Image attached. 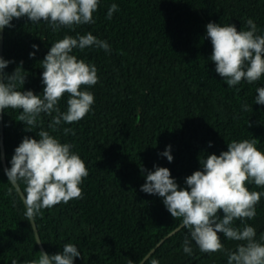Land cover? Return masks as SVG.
Instances as JSON below:
<instances>
[{
	"label": "trees",
	"instance_id": "trees-1",
	"mask_svg": "<svg viewBox=\"0 0 264 264\" xmlns=\"http://www.w3.org/2000/svg\"><path fill=\"white\" fill-rule=\"evenodd\" d=\"M113 2L118 11L106 19ZM93 16L92 24L57 32L27 17L13 18L12 27L2 29V56L12 61L4 71L10 74L20 66L25 78L19 88L34 94L43 89L40 60L65 33L90 31L111 46L110 54L100 48L74 50L97 67L89 113L55 131L47 129L55 113L41 114L40 127L70 142L88 170L79 185L81 198L41 209L33 220L42 247L54 254L63 243L76 244L81 256L74 264H128L129 259L141 264L148 254L159 264H226L220 251L202 253L195 244L191 255L182 251L187 229L160 197L140 190V169L167 167L178 185L185 186L184 178L200 167L199 158L226 150L230 140L256 138L257 147L264 150V105L253 99L255 88L264 85V75L227 87L208 60L212 46L204 27L212 21L231 23L239 30L252 18L264 30V0H100ZM30 51L35 55L29 57ZM243 103L249 105L246 111ZM58 106L64 110L63 96ZM18 113L19 109L2 111L7 167L22 137L35 138L39 130L25 131ZM64 127L72 131L65 134ZM166 145H171V162L158 155ZM18 185L23 194V183ZM249 188L261 190L254 184ZM24 212L22 196L7 181L0 159V264L39 256L41 248ZM218 214L222 215L219 209ZM245 220L257 236L264 233V197L256 205V215ZM221 242L225 248L237 243L222 235Z\"/></svg>",
	"mask_w": 264,
	"mask_h": 264
},
{
	"label": "clouds",
	"instance_id": "clouds-1",
	"mask_svg": "<svg viewBox=\"0 0 264 264\" xmlns=\"http://www.w3.org/2000/svg\"><path fill=\"white\" fill-rule=\"evenodd\" d=\"M99 3L100 0H0V30L12 27L10 21L21 17L32 23L44 21L53 32L62 27L74 29L95 22L93 13ZM114 11H118L115 2L108 6L106 19H111ZM245 24L247 28L239 30L231 23L209 21L204 26L212 46L208 60L214 62L215 72L229 88L241 80L258 81L264 75V30L252 18H247ZM31 48L38 50V45L32 44ZM86 48L111 52L110 44L90 31L65 33L52 42L40 60L43 89L39 94L31 89L21 90L19 85H23L25 78L21 67L6 73V66L12 61L0 56V112L5 108L19 109L17 120L23 122L25 131L39 128L35 138L22 137L9 166L3 169L11 185L19 182L24 185L22 199L27 220H34L41 209L82 197L79 185L88 175L85 162L70 142H61L40 127V117L55 113L47 124V129L55 131L62 124L79 121L92 110L94 93L90 88L99 79L97 67L74 53ZM28 55L34 56L35 51ZM255 93V103L264 105V85L257 86ZM62 96L64 110L58 106ZM248 107L247 103L241 104L244 111ZM62 131L67 134L72 129L64 127ZM211 144L208 141L209 147ZM170 149L171 145H166L158 155L171 162ZM199 165L184 178L185 186L178 185L167 167L155 164L151 170L141 167L144 183L140 190L160 197L170 215L180 218L181 226L187 229L182 241L185 254L191 255L195 244L202 253L222 252L226 264H264V233L257 236L256 229L245 220L256 215V205L264 197V150L257 147V139L230 140L226 150L199 158ZM252 184L261 190H250ZM237 220L239 224L235 223ZM221 235L237 242L235 247L225 248ZM80 256L77 245L68 242L54 254L41 250L38 258L22 262L13 258L10 264H74V258ZM128 264H133L132 260ZM141 264L159 261L148 254Z\"/></svg>",
	"mask_w": 264,
	"mask_h": 264
},
{
	"label": "water",
	"instance_id": "water-1",
	"mask_svg": "<svg viewBox=\"0 0 264 264\" xmlns=\"http://www.w3.org/2000/svg\"><path fill=\"white\" fill-rule=\"evenodd\" d=\"M3 33H2V30H0V56H2V41H3ZM3 121H2V112H0V159H1V164H2V167L3 169L5 167H7V163H6V159H5V154H4V141H3ZM16 189L18 190V192L20 193V195L22 196V191L19 187V185L17 184L16 186ZM32 226H33V231H34V234H35V237H36V240L41 248L42 251H45L44 248L42 247L41 245V242H40V238H39V235L37 233V230H36V226H35V222L32 220ZM175 230V229H174ZM174 230H172L170 233H172ZM153 249V248H152ZM151 249V250H152ZM150 250V251H151ZM149 251V252H150ZM146 256V255H145ZM144 259V258H143ZM142 259V260H143ZM141 260V261H142ZM140 264V263H139Z\"/></svg>",
	"mask_w": 264,
	"mask_h": 264
}]
</instances>
